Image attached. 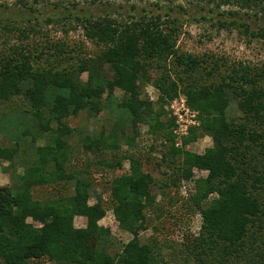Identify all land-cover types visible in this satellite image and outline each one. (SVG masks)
<instances>
[{
    "label": "trees",
    "instance_id": "16d2710c",
    "mask_svg": "<svg viewBox=\"0 0 264 264\" xmlns=\"http://www.w3.org/2000/svg\"><path fill=\"white\" fill-rule=\"evenodd\" d=\"M212 1L218 7L235 3L264 14V0ZM78 21L83 36L97 47L94 54L73 55L63 40L41 42L37 30L18 19L0 20V104L19 99L27 105L12 119L18 124L19 139L34 147L23 172L12 174L11 185L0 186V264H35L43 258L53 264H241L240 260L264 264V65L229 63L180 50L181 27L174 18L93 15ZM237 24L219 21L220 27L230 29ZM244 31L264 35L249 25ZM169 60L182 85L173 79ZM150 84L167 98L182 90L188 105L199 112L201 124L191 128L183 146L175 144L173 122L162 120L163 113H155L146 98L144 88ZM116 87L125 94L117 110L137 135V124H148L151 134L167 146L163 160L171 157L170 164L175 165V158H181L177 168L187 179L193 168L208 171L206 177L195 179L196 192L186 200L184 212L189 218L201 213L200 233L181 226L177 240L182 246L170 259L140 239L152 214L160 217L157 212L162 208L141 155L123 152L116 130L81 137L86 151L99 155L115 151L112 162L101 157V165L115 168L125 159L130 162L127 172L111 179L107 200L90 203L93 180L83 175L86 169H72L75 149L69 139L76 133L67 118L81 112L96 116L105 105L106 91L112 98ZM3 118L11 120L0 110V122ZM205 134L212 136L213 145L204 153L185 149ZM39 139L45 142L39 144ZM134 139L128 141L131 146ZM19 152L18 142L0 143V161L13 163ZM48 185L72 187L74 192L36 198V187ZM109 208L120 228L133 235L121 246L99 223ZM78 215L87 218L85 227L75 225Z\"/></svg>",
    "mask_w": 264,
    "mask_h": 264
},
{
    "label": "rangeland",
    "instance_id": "374dc122",
    "mask_svg": "<svg viewBox=\"0 0 264 264\" xmlns=\"http://www.w3.org/2000/svg\"><path fill=\"white\" fill-rule=\"evenodd\" d=\"M0 3L2 4L0 20L18 19L21 25H27L37 30V38L41 42L63 40L67 45V50H71L73 55L80 54V52L94 54V51L97 50V47L83 36L78 17L111 15L128 20L142 16L160 15L163 19L178 20L181 27L178 46L182 51L193 52L199 57L211 56L214 60L216 56V58L225 59L229 63L242 61L256 66L264 65V35L252 36L244 31L245 25H249L250 30L264 31V14L259 9L256 12V8L244 9L235 3L224 4L221 7L216 6L212 0H26L27 5H24L21 0H0ZM220 20L227 22L236 20L238 24L234 25L232 29L220 27ZM12 40L15 41L16 38L12 37ZM1 44L0 36V47ZM166 65L171 68L173 79L180 82L176 73H173L176 72L173 60H169ZM107 71H109L108 68ZM157 75V73L152 74L154 77ZM82 76L86 79L87 73H83ZM180 84L182 85L181 82ZM113 92L114 97L109 98L106 91L104 94L105 105L96 116L81 112L79 115L67 118L69 126L75 128L76 133L69 139L75 149L72 169L74 171L86 169L83 175L93 180L90 203H94L98 198L107 200L110 197L111 179L115 175L127 172L131 167L130 162L125 159L121 166L115 168L101 165L99 163L101 157L112 162L115 151H111L112 153L104 151L102 155H99V152L86 151L82 146L81 137L88 133L109 135L116 130L121 150L141 155L143 169L150 172L154 178L152 191L156 194V200L162 208L160 212H157L160 213V217L156 212L152 214L147 229L141 230L139 233L140 239L144 243H152L159 256L170 259L171 254L182 246L177 240L182 227L194 235L200 233L201 228L199 227L203 223L201 213L198 211L189 218V215L184 212L186 200L196 192L195 179L206 177L208 171L193 168L191 178L183 177V171L180 167L177 168L178 163H181L179 162L181 158H175L177 162L175 165L170 164L171 157L163 160V152H166L167 146L151 134L147 123L137 124L139 129L137 135L125 116L117 110L116 104L125 98L124 91L116 87ZM144 94L151 102L153 111L163 113L162 120L173 122L172 132L175 136V144L177 147L183 146L184 139L190 134L191 128L201 124L199 112L188 105L185 93L179 90L173 98H167L161 89L150 84L144 88ZM183 106L194 114L195 120L185 135L175 132L178 127L176 113ZM26 107L27 105H21L19 99L0 104V110L7 112V116L11 118V120L3 118L0 122V143L5 146H13L18 142L20 145L19 155L13 163L6 160L0 161V186L13 183L12 174L23 172L24 167L30 161L28 156L34 150V147L29 145L30 141L25 142L19 139L18 124L12 119V114H18ZM232 107L236 112V104ZM183 117L191 118L189 115H183ZM132 137L135 139L131 146L128 141ZM44 142V139L38 141L39 144ZM212 145V136L205 134L188 143L185 149L200 154ZM173 181L176 184H173ZM73 190L72 187L59 189L57 186H38L34 194L38 199H46L47 196L63 193V191L71 194L74 192ZM29 221L37 226L41 225L31 218ZM86 223V217L80 215L75 217L77 227H85ZM99 223L110 229L116 246H121L133 237L130 232L120 228L119 221L110 208ZM173 246H177L176 250H172ZM246 261L240 260L239 263L250 264ZM37 262L35 264H53L46 258Z\"/></svg>",
    "mask_w": 264,
    "mask_h": 264
},
{
    "label": "built area",
    "instance_id": "2783aa9c",
    "mask_svg": "<svg viewBox=\"0 0 264 264\" xmlns=\"http://www.w3.org/2000/svg\"><path fill=\"white\" fill-rule=\"evenodd\" d=\"M176 114L178 116V119H177V126L178 127L175 130V132L178 133V134H184L185 135L187 133V131H188L189 126L192 123L194 124V122H195L194 114L191 113L189 109L185 108V106H183L182 108H179L178 112ZM183 115H186V116L189 115V116H191V118L190 119H185L183 117ZM199 228H201V226Z\"/></svg>",
    "mask_w": 264,
    "mask_h": 264
}]
</instances>
